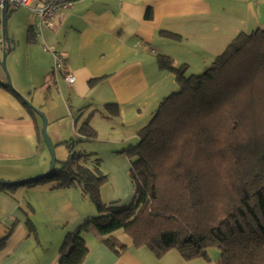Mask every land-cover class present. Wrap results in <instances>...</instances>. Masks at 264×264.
Wrapping results in <instances>:
<instances>
[{
	"label": "crops",
	"instance_id": "crops-1",
	"mask_svg": "<svg viewBox=\"0 0 264 264\" xmlns=\"http://www.w3.org/2000/svg\"><path fill=\"white\" fill-rule=\"evenodd\" d=\"M149 8L151 18L146 16ZM27 9L2 20L0 29L1 37L4 31L7 36L0 48L3 53L8 49L14 83L11 89L0 86V180L36 179L52 164L43 117L25 99L47 116L56 146H64L77 132L73 106L83 110L79 124L89 117L94 132H106L102 138L108 148L96 152L110 164L101 187L107 204L131 202V165L122 150L139 142V131L159 103L178 90L176 74L160 66L158 55L186 65L187 72L206 68L238 35L264 29V0H76L57 14L55 28L41 30L35 28V13ZM15 21L27 33L18 36ZM31 28L35 38L29 41ZM54 52L64 57L65 69L75 76L73 84L53 72ZM2 57L0 82L10 84ZM107 105L114 106L113 115L103 113ZM61 154L64 158L66 149ZM96 215V205L79 186L56 188L46 181L10 193L0 190V239L6 237L0 264H60L68 233ZM97 234L94 228L83 232L89 246L83 264L221 263L218 252L210 254V249V259L187 261L174 249L157 257L145 246H132L130 239L129 248L117 255Z\"/></svg>",
	"mask_w": 264,
	"mask_h": 264
},
{
	"label": "trees",
	"instance_id": "trees-1",
	"mask_svg": "<svg viewBox=\"0 0 264 264\" xmlns=\"http://www.w3.org/2000/svg\"><path fill=\"white\" fill-rule=\"evenodd\" d=\"M8 15L0 14V29ZM34 38L31 28L28 39ZM158 59L179 87L125 151L134 187L130 203L103 202L107 175L76 165L86 154H72L44 179L2 181L0 190L50 181L56 188L81 187L96 205L98 215L66 236L60 264L85 262L89 246L82 235L91 228L117 255L129 248L115 235L121 230L132 246L157 257L174 249L187 261L210 259L208 250L217 247L220 264H264V29L238 35L199 74L188 75L170 56ZM81 133L95 135L88 123ZM5 242L0 239V250Z\"/></svg>",
	"mask_w": 264,
	"mask_h": 264
},
{
	"label": "rangeland",
	"instance_id": "rangeland-1",
	"mask_svg": "<svg viewBox=\"0 0 264 264\" xmlns=\"http://www.w3.org/2000/svg\"><path fill=\"white\" fill-rule=\"evenodd\" d=\"M22 9H23V11H26L27 8L22 7ZM27 10H29V9H27ZM17 12H18V10L16 11V10L10 9L9 15H13ZM13 29L18 36L24 35L28 31V28H25V27L23 28V26H21L18 21H15V23L13 24ZM2 56H3V50L0 48V57H2ZM6 62H7L8 74L12 80V83H13L12 75H11V72L9 70L10 60L8 59V55H7ZM204 70H205V67L204 68H196V66H195L191 70H188L187 74L188 75L199 74V73L203 72ZM12 85H14V83ZM88 104H90V103H88ZM72 108L75 112V114L72 117L76 120L77 132H76V134L74 133L71 135L70 140H68V142L64 146H61L59 144H57V146H56V144L54 143V145H55V156H56L55 159H57L56 167L57 168L61 167V164L64 162H67L72 154H75L78 156H79V154H86L87 156L84 157L81 161H77L76 165H78V164L83 165L84 167H87L93 171H95L97 169V170H100V172L102 174L109 175L110 170H108V169H109L110 164L105 162L104 159L101 158V155L96 152V151H98V149L103 150V149L108 148V147H106L107 142L102 138V137H104L106 132L105 133L100 132L99 134H97L95 132V135L93 137H87L84 134H82L81 133L82 128L85 126V123L89 124L90 128L93 129V132L95 131L94 127L91 126L89 117L83 119L81 124H79L80 119H82L83 110L80 108L75 109L73 106H72ZM112 109H113L112 107H109V108H107V112H106V108H105V111H103V113L106 115H110L112 113L111 112ZM92 110L96 111V110H94V108H92ZM97 116H99V115L95 116V119H94L95 123H96V119L98 118ZM47 131H49L48 128H47ZM48 134H49V132H48ZM56 148H57V151H56ZM63 149L64 150L66 149V151H67V155L64 158L61 156L62 155L61 152ZM126 149H128V146L122 150V153L124 155H126L125 157H127V154L124 152V151H126ZM50 154H51V152H50ZM127 158L129 159V157H127ZM51 159H52V155H51ZM128 161L130 164V159ZM49 170H50V168H49ZM49 170L47 172H45L44 174H41V175L47 174L49 172ZM128 177H129V180H131L130 170H128ZM0 181H5V180H0ZM6 182H16V181H6ZM43 182H46V181H43ZM115 235L122 242L129 244V241H128V239H130L129 236H127V234H124V232H122L121 230L116 231ZM209 252H210V254H214L215 252H218V254L221 256V251L217 247L211 248Z\"/></svg>",
	"mask_w": 264,
	"mask_h": 264
},
{
	"label": "built area",
	"instance_id": "built-area-1",
	"mask_svg": "<svg viewBox=\"0 0 264 264\" xmlns=\"http://www.w3.org/2000/svg\"><path fill=\"white\" fill-rule=\"evenodd\" d=\"M72 0H0V14H4L12 10H17L19 8H29L36 15L35 28L41 30L53 29L56 26L57 14L61 10H68L72 8ZM0 46L5 48V39L0 36ZM54 68L53 72L63 73L65 77V82L73 84L76 79L71 73H68L65 65L64 57L58 53L54 52Z\"/></svg>",
	"mask_w": 264,
	"mask_h": 264
},
{
	"label": "water",
	"instance_id": "water-1",
	"mask_svg": "<svg viewBox=\"0 0 264 264\" xmlns=\"http://www.w3.org/2000/svg\"><path fill=\"white\" fill-rule=\"evenodd\" d=\"M3 38L6 40L7 39V36H6V33L5 31L3 32ZM7 52L4 51L3 53V57H2V60H1V64L2 66L6 69L7 71ZM9 75V74H8ZM10 77V76H9ZM10 85L13 87L12 83H11V79H10ZM25 101L34 109V111H36L40 116L43 117V120H44V124H43V127H42V134H43V138L45 140V143L47 144V147L49 148L50 152H51V155H52V164H51V167H50V170L47 174L41 176V177H47L48 175H50V173L54 170V168L56 167V164H57V159L56 156H55V147L54 145L52 144V141L49 137V134H48V131H47V128H48V119H47V116L40 110L38 109L37 107L33 106V104H31V102L29 100H26ZM22 181H28V180H22ZM30 181V180H29ZM2 182V181H0Z\"/></svg>",
	"mask_w": 264,
	"mask_h": 264
}]
</instances>
